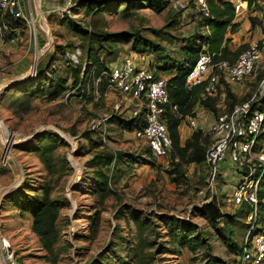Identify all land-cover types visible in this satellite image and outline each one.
Masks as SVG:
<instances>
[{
    "label": "rangeland",
    "instance_id": "rangeland-1",
    "mask_svg": "<svg viewBox=\"0 0 264 264\" xmlns=\"http://www.w3.org/2000/svg\"><path fill=\"white\" fill-rule=\"evenodd\" d=\"M90 1L102 0H74L73 17L63 22L59 21L56 15L54 16L56 22L50 21L53 15L39 16V18L32 9V15L30 17L26 15L28 21L26 31L19 34L22 40L9 45L0 40V120L7 130L16 136L17 141L10 149L7 165L0 164V226L2 237L14 251L16 264H189L193 262L195 255L186 250H182L179 255L157 254L158 245L164 244L167 239L163 237L164 231L161 227L157 228L160 236L156 239L147 236L145 231H138L126 209L123 216L116 218L117 211L121 207L137 210L159 225L161 224L155 217L161 214L193 223L198 231L205 235L203 237L208 239L211 247L210 255L217 259L216 264H236L237 257L229 251L228 244L234 241L241 244L245 230L241 224L244 223V219L238 218L237 223L233 225H226L222 221L212 228L206 220L196 217L195 211L208 203L203 201L211 195L206 193L204 198L201 193L205 189L207 168L183 165V168H186L187 183L180 178L178 180L180 184H177L163 171V168H170L172 159L168 157L157 161L158 173L148 166L144 169L140 167L136 169L135 176L120 182L116 195H112L102 204L99 231L94 239L90 238L89 215L93 208L100 209L102 205L86 192L89 182L86 175L89 171L87 161L91 159V155L88 152L89 145L81 137L84 133L102 130L100 121L106 119V123L112 115L122 116L125 119L132 116L137 109L136 101L122 100L112 95H105L104 100H97L99 95L94 90L92 94L88 91V95L94 97L93 102L85 103L75 96L77 92L73 91L56 101L46 102L37 99L27 112H23L17 104L18 101L21 102L20 96L10 90L38 76L36 70V75L31 76L36 52L42 53L41 55L39 53L36 61L38 63L40 60L47 61L48 54L58 47L63 48L64 53H68L69 49L66 48L68 45H72V48L78 46L82 52L79 62L85 61V50L72 32L74 29L82 30L86 27L84 23L87 17L84 6ZM20 2L22 6L24 0ZM132 2L129 6L123 4L118 7L116 13L115 8L105 9V24L100 31L112 35L114 49L121 50L115 60L107 59V67H112L120 62L123 55L128 54H131L138 64H145L144 66L154 62L155 53L143 52L149 50L147 44L141 52H130L133 43L130 37L118 36L122 32L139 31L147 42L161 47L173 59L180 60L185 40L192 34L203 31L198 18L200 10L195 0H170L169 6L158 12ZM177 2L182 5L180 8L178 6L174 8ZM124 11H127L126 17L120 15ZM255 16L257 14L254 8L247 10L246 16L239 20V31L234 35H228L232 53H236L243 46L264 39V23L252 27L249 21L250 17ZM106 56L110 57L102 52L100 57L105 59ZM58 57L60 61L55 62L54 67L61 76H66L69 73L66 56L64 54ZM232 57L234 54H230L228 60L231 61ZM162 77L167 78L164 75ZM263 77L264 70H258L239 86H228L223 82L218 96L212 99L210 104L219 102L218 107L213 108L218 114L226 112L232 105L242 102L246 95L255 94ZM117 105H119L118 109H116ZM207 128V126L204 128V132ZM187 129L185 123L181 122L178 130L180 138L188 135ZM47 132L56 133L67 145L66 148L58 150L56 157L64 155L70 170L68 177L55 185L51 194L52 198H58L60 204L57 223L60 242L55 250V259L50 257V260L41 250L38 239L31 231V218L21 214L14 206L13 200L15 192L26 184L25 181L36 183L40 179L43 173L42 162L37 153H30L25 148L30 143L34 144L38 136ZM105 132L103 128L101 135L103 148L137 154L142 153L146 148L145 143L133 139L134 136L130 132L117 131L110 134L109 138ZM92 139L96 141L99 137L95 133ZM260 143L261 152L264 153V140H260ZM1 155L0 139V159ZM174 161L178 162L176 159ZM219 168V173L225 178L221 177L217 183L212 201L217 202L222 215L238 217L239 209L232 207L228 196L240 175L232 173L234 169L228 162L219 165ZM196 255L197 260L194 263L204 264L203 254Z\"/></svg>",
    "mask_w": 264,
    "mask_h": 264
},
{
    "label": "trees",
    "instance_id": "trees-1",
    "mask_svg": "<svg viewBox=\"0 0 264 264\" xmlns=\"http://www.w3.org/2000/svg\"><path fill=\"white\" fill-rule=\"evenodd\" d=\"M131 1L145 5L147 8L157 12L165 10L170 4V0L90 1L84 6L85 16L87 17L86 23H84L86 27L82 30L74 29L72 32V35L81 42L85 50V61L73 64L68 60L67 54L73 51L72 45L66 47L69 49L68 53H64L63 48L60 47L50 52L46 59L47 61L40 60L37 63V77L33 80H26V83L21 85L23 87L16 85V87L10 89L15 91L17 96H20L21 102L18 101L17 103L19 108L23 112H27L37 99L46 102L56 101L73 91H76L77 93L75 96H78L85 103L93 102L94 97L88 95V91H91L92 94L94 90L99 95L97 100H104V96L106 95L105 90L108 85L106 75L110 73L112 67L119 64V62H117L112 67H107V59L111 58L115 60L121 53V50L116 51L114 49L115 45L111 40L112 35L100 31L105 24V9L108 7L115 8L116 13L118 7L123 4L129 6ZM257 1L258 0H248V10H250V7L254 3V11H256L257 14V16L249 18L252 27L256 25L261 26L264 23V0H260L259 3H256ZM206 3L208 15L204 16L201 11L198 13L200 28H202L203 31L200 30L199 33H194L185 40L183 44L184 48L181 50L182 56L180 60L173 59L170 54L161 47L147 42L139 31L135 30V32L130 33L122 32L118 35L130 37L131 43H133V46L130 47V52H141L144 45L147 44L149 50L146 49L143 50V52L155 53L156 55V57H154V62L148 64V67L157 78L163 75L167 76L165 79L169 96V106L175 107L177 110L172 113L168 108L163 116V121L166 125L176 156L172 154L161 159L167 157L172 159L170 168H163V171L171 176L172 181H175L177 184H180L178 182L180 178L187 183L186 168H183V165H205L206 152L212 143L208 136H204V132L201 129H197L193 131L190 138L182 145L178 130L183 120L178 118L177 114L184 117L191 114V111L197 106H201L206 111L212 113L215 118L220 115L217 113L216 109L213 108L214 106L218 107L219 102L212 103V105L210 104L212 99L214 100L219 93L215 96L206 95L203 92V85L196 86L192 88L191 91H188L185 87L187 75L202 55L220 52L221 58L228 60L230 59L228 58L230 54H234L231 61L229 60L230 62H234L239 54L248 47L243 46L242 49L236 53H232V48L229 45L228 39V35H234L239 31V20L243 19L246 13L236 17L232 0H206ZM195 4L198 7L196 0ZM128 10L129 9H127V11ZM127 11L121 12L120 15L126 17ZM2 19L6 24L13 22V25H10V29L17 28V33L26 31L25 28L27 25L24 20L19 19L17 21H12L7 12ZM102 52H105L110 57L106 56L105 59H102L100 57ZM64 54L67 60L66 63L69 65V73L66 74V76H61L57 68L54 67V64L60 61V57L58 56H64ZM125 56L132 55H123V57ZM98 79H100L99 83L94 86ZM223 84L228 85L226 83ZM249 97L251 98V93L246 95L242 102L232 105L227 111L232 110L236 105L244 103L250 99ZM126 118L127 119L122 116L112 115V117L102 125V130H98L94 133H84L81 137L89 145L88 152L91 155V159L87 161L89 171L86 175L88 176L89 182L86 186V192H88L99 205H102L105 200L112 195H116L120 182L135 176L137 168L148 166L154 169L156 173L159 172L158 160L152 157L146 144V148L140 154L119 149L113 150L107 149L106 147L103 148L101 143L103 128H105L106 136L109 138L110 134H114L117 131L121 133L130 132L133 134L135 131L145 127L143 113ZM95 133L96 136L99 137L96 141L92 139ZM36 140L34 144L30 143L25 149L30 153H37L43 165V173H41L40 179L36 183L25 181L26 184L21 187L19 191L15 192L13 200L14 206L18 208L19 212L31 218V231L38 239L41 250L46 253L48 260H50V257L54 258L55 250L60 242V233L57 226L60 215V204L58 198H52L51 194L54 191L55 185H58L68 177L70 170L67 167L68 163L64 155L56 157L58 150L67 147L56 133H44L38 136ZM260 140H264V133L261 134ZM175 157L178 162L174 161L176 159ZM160 168H162V166H160ZM232 173L237 174L235 171H232ZM221 177L225 178L223 175H220L218 182ZM258 201L261 220L264 215V181H262L259 188ZM232 207L239 209L238 217L235 215H222L215 200L204 204L200 209L195 211L194 214L196 217L206 220L212 228L222 221L226 225H233V223H237L238 218H243L244 223L241 224L243 225V229H245L242 235L243 240L250 226L247 222L249 207L245 202L238 207ZM102 209L103 205L100 209L93 208L91 215H89L88 229L91 239H94L99 231L100 215L103 212ZM125 209L129 214L130 220L137 226L136 228L139 229L138 231L143 230L147 236H153L155 239L160 236L157 228L161 227L164 231L163 237L167 239L164 244L158 245L157 254L169 253L179 255L182 250H186L188 253L195 255L192 259V263L197 260L196 254L202 253L205 260L204 264H216L217 259L212 258L210 255L211 247L208 243V239L203 237L205 235L198 231L193 223L183 222L167 214H161L155 217L156 220L160 222L161 225H159L155 223L152 218L139 213L137 210L128 209L126 207H121L117 211L116 218L123 216L126 213ZM258 231L259 229H256L255 233ZM230 234L232 237L233 233L231 232ZM228 249L232 254L236 255L237 262L241 244L239 245L234 241V243L228 244Z\"/></svg>",
    "mask_w": 264,
    "mask_h": 264
},
{
    "label": "built area",
    "instance_id": "built-area-1",
    "mask_svg": "<svg viewBox=\"0 0 264 264\" xmlns=\"http://www.w3.org/2000/svg\"><path fill=\"white\" fill-rule=\"evenodd\" d=\"M18 1L0 0V36L18 31L17 28L10 29L13 22L6 24L2 19L6 12L12 21L23 19L22 12L17 8ZM59 1L60 5L54 10L57 19L59 21L71 19L75 7L74 0ZM232 2L236 17L246 13L249 8L248 0H232ZM196 3L203 15L207 16L206 0H196ZM177 6L180 8L182 5L177 2L174 8ZM15 7L17 12L13 10ZM252 8H254V3L250 9ZM81 54L80 47L75 46L73 51L67 54V58L71 63L77 64ZM258 70H264V39L251 43L234 62L222 59L220 52L202 55L187 75L185 87L191 91L192 88L203 85L204 94L215 96L219 93L222 82L230 86H239ZM34 75H36L35 71L31 73V76ZM106 78L108 80L106 95H112L122 100L136 101L137 109L133 112V116L143 113L145 127L133 134L135 138L148 146L152 157L159 160L167 155L176 156L163 121V116L168 108L172 113L177 110L175 107L169 106L166 79L155 77L148 66H137L132 56L123 57L119 64L112 67ZM99 81L100 79L96 83ZM118 108L119 105L116 106V109ZM194 115L195 111L193 110L189 115L183 117L177 114V117L186 121L191 129H195L197 121ZM105 121L106 119H103L99 124L103 125ZM263 126L264 77L260 81L256 93L250 99L236 105L232 110L218 115L204 132V136H208L212 143L205 156L207 178L205 189L201 192L204 198L206 193L211 195L203 202L212 201L221 175L219 165L228 162L240 175L239 180L231 189L229 202L235 207L245 202L249 207L247 222L250 226L243 237L236 264H264V215L260 220L258 201L259 188L264 178V153L261 152L260 143ZM0 139L2 143L0 164L6 166L10 149L17 141L16 136L7 130L1 120ZM256 229L259 231L255 233ZM0 264H16L14 251L2 237L1 226Z\"/></svg>",
    "mask_w": 264,
    "mask_h": 264
},
{
    "label": "crops",
    "instance_id": "crops-1",
    "mask_svg": "<svg viewBox=\"0 0 264 264\" xmlns=\"http://www.w3.org/2000/svg\"><path fill=\"white\" fill-rule=\"evenodd\" d=\"M60 5V1L59 0H33L31 2V0H24V3L21 6V2L20 0L18 1V5L17 8L22 12L23 14V19L25 22L27 21L26 19V15H28L29 17L32 15V9L33 12L39 16H50L53 15V17L50 19V21H54L56 22V19L54 18L55 13L54 10L56 9L57 6ZM40 18V17H39ZM27 23V22H26ZM24 33V32H23ZM20 33L16 32H10L7 34H3L0 36V40L4 43L7 42L8 45L10 43L12 44H16V42H19L20 40H22V37L19 35ZM3 38V39H2ZM38 41H40V39H38ZM2 45V43H1ZM7 45V44H6ZM134 62L139 65L142 66L141 64H138L135 59L133 58ZM25 63H22V65H24ZM145 65V64H144ZM164 78V77H163ZM195 119L197 121V127L195 129H191L186 121H182L185 123V125L187 126V131H188V135L185 137H181V144L183 145L184 142L190 138V136L192 135L193 131L197 130V129H201L204 132V128L207 126L208 128L211 126V124L214 122L215 117L213 116L212 113L206 111L205 109H203L201 106H197L195 109ZM133 115V114H132ZM207 128V129H208ZM180 129V126H179ZM135 139V138H133ZM204 167H206L204 165ZM145 167H143L144 169ZM151 170L149 169V172Z\"/></svg>",
    "mask_w": 264,
    "mask_h": 264
},
{
    "label": "water",
    "instance_id": "water-1",
    "mask_svg": "<svg viewBox=\"0 0 264 264\" xmlns=\"http://www.w3.org/2000/svg\"><path fill=\"white\" fill-rule=\"evenodd\" d=\"M13 10H14V12H17L18 11L16 7ZM39 53H40V55L42 54L41 52H39ZM38 57H39V54L37 56V59H38ZM37 59H36V61H37ZM36 61H34V64L32 66L31 72H34L36 70V66H37V62ZM19 80H21V79H19Z\"/></svg>",
    "mask_w": 264,
    "mask_h": 264
},
{
    "label": "bare ground",
    "instance_id": "bare-ground-1",
    "mask_svg": "<svg viewBox=\"0 0 264 264\" xmlns=\"http://www.w3.org/2000/svg\"><path fill=\"white\" fill-rule=\"evenodd\" d=\"M38 54H39V53L37 52V55H36V56H34V57H35V60L37 59V56H38Z\"/></svg>",
    "mask_w": 264,
    "mask_h": 264
}]
</instances>
